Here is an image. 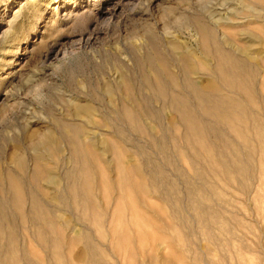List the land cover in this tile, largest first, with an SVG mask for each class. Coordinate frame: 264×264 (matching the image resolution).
Listing matches in <instances>:
<instances>
[{"label": "rangeland", "instance_id": "374dc122", "mask_svg": "<svg viewBox=\"0 0 264 264\" xmlns=\"http://www.w3.org/2000/svg\"><path fill=\"white\" fill-rule=\"evenodd\" d=\"M263 199L264 0H0V264H264Z\"/></svg>", "mask_w": 264, "mask_h": 264}, {"label": "bare ground", "instance_id": "6f19581e", "mask_svg": "<svg viewBox=\"0 0 264 264\" xmlns=\"http://www.w3.org/2000/svg\"><path fill=\"white\" fill-rule=\"evenodd\" d=\"M113 1H115V0H113ZM113 4V3H112ZM115 4V3H114ZM117 5V4H116ZM118 6V5H117ZM223 11V10H222ZM226 13H228V12H226ZM226 15V14H225ZM224 15V16H225ZM247 18V17H246ZM242 19V18H241ZM240 19V20H241ZM231 20H232V18H231ZM218 28H220L219 26H218ZM221 29V28H220ZM168 43V42H167ZM222 43V42H221ZM113 74V73H112ZM86 140H88V141H92L93 140V137H89V136H86ZM48 180V179H47ZM254 201H255V199H254ZM7 202V201H6ZM262 203H263V205L261 206L260 205V211L262 212V214H264V199L262 200ZM258 211V210H257ZM257 215V214H256ZM259 216V215H258ZM258 220V219H257ZM252 223V222H251ZM262 223V222H261ZM264 235V234H263ZM41 237H43V236H41ZM263 237V236H262ZM257 239V238H256ZM228 240V239H227ZM86 249L88 250V252L90 253V260H91V263L92 264H106L105 263V261H103L102 260V258L99 256V254H98V247L94 244V243H92L91 242V240L89 239V238H87L86 239ZM261 245V244H260ZM56 246H57V244H56Z\"/></svg>", "mask_w": 264, "mask_h": 264}]
</instances>
